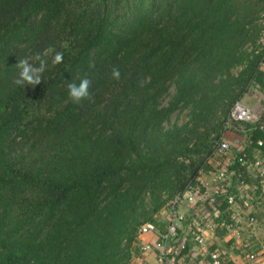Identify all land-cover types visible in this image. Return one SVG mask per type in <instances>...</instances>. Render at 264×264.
I'll use <instances>...</instances> for the list:
<instances>
[{"label":"trees","instance_id":"trees-1","mask_svg":"<svg viewBox=\"0 0 264 264\" xmlns=\"http://www.w3.org/2000/svg\"><path fill=\"white\" fill-rule=\"evenodd\" d=\"M263 11L264 0H0V264H130L139 228L224 157L234 103L252 86L264 106V48L245 49ZM37 54L42 82L15 85L18 60L38 66ZM85 74L91 99L73 103L67 83ZM183 111L189 121L166 129ZM239 124L247 147L228 169L241 186L237 159L264 160V116Z\"/></svg>","mask_w":264,"mask_h":264},{"label":"built area","instance_id":"built-area-1","mask_svg":"<svg viewBox=\"0 0 264 264\" xmlns=\"http://www.w3.org/2000/svg\"><path fill=\"white\" fill-rule=\"evenodd\" d=\"M262 68L264 69V62L262 64ZM257 121L258 117L254 114V112L242 102L237 101L230 110L226 126L239 123L254 124ZM258 144L261 145V142ZM230 152L232 151L229 142L221 140L217 148L216 155L225 156ZM235 160L236 158L232 155H227L225 161L221 163L215 162L213 164V171L207 174H201L200 177H198L197 181L199 184L196 187H188L180 197L173 199L164 212V216L166 218L165 230L158 231L157 227L153 223H145L139 228L137 235L138 241H140L141 237L148 234H156L162 241V244H157L155 246L161 252L158 263L156 264H165L164 256L172 253L169 243L177 235L180 225H184L186 222L187 225H189V234L191 235L193 242L198 247L203 249L200 254L206 259V264H222L220 260V253L217 250L204 249L205 239L202 225H208L209 227H216L219 225L216 222V218L222 215V213L217 212V203L224 202L229 211H233L232 209L236 206V196L231 193L230 176L232 173H230L228 169L235 163ZM237 160L240 166L246 167L247 172L249 169H253L255 171L256 178L261 183V191L264 193V160H250L246 154H243ZM242 175L243 173H240L238 176L242 178ZM240 183L243 185L242 181ZM239 198L242 200V206L245 209H248L250 207L249 201L244 199L242 196ZM203 203H207L211 208V211L206 210L207 214L204 218L201 217V219H199V215L196 214L194 217L195 219L189 220L183 212L184 206L190 207L193 205H199L198 207H200ZM231 213L230 221L227 222V220L224 219L221 225H223L227 231L234 232V216L233 212ZM248 222L255 225V219L252 216L248 217ZM151 248V245L146 244L143 245L142 249L147 251ZM185 248V242L179 243L178 247L173 251L174 255L179 256Z\"/></svg>","mask_w":264,"mask_h":264},{"label":"crops","instance_id":"crops-1","mask_svg":"<svg viewBox=\"0 0 264 264\" xmlns=\"http://www.w3.org/2000/svg\"><path fill=\"white\" fill-rule=\"evenodd\" d=\"M263 116L264 106L262 105L261 113L257 116L258 120ZM246 134L247 131H245L244 139L239 143L236 141L233 143V148L231 147V149H234V152L246 150ZM246 179L247 183L241 186L231 183L233 191L239 188L240 195L250 203V207L245 209L242 206L241 199L237 198L236 206L232 209L233 211L226 210L230 214L233 212L235 231H223L220 228L216 229V227L202 225L205 239L204 249L217 250L220 253V260L223 264H264V193H259L258 179L253 169L248 170ZM183 212L189 220L195 219L196 214L199 215V219L201 217L204 218L207 214L206 209L202 206L192 209L187 207L184 208ZM250 216L255 219V225L248 222V217ZM159 223V225H155L157 230H165V216ZM188 226L187 222L184 225H180L177 235L169 243L172 253L164 256L165 264H206V259L200 254L203 249L193 242ZM182 242L186 243L185 250L179 256L174 255L173 251ZM146 244L151 245L152 248L144 251L142 248ZM157 244H162V241L156 234H148L141 237L139 241L140 254L134 258L133 264L158 263L161 252L155 247Z\"/></svg>","mask_w":264,"mask_h":264},{"label":"rangeland","instance_id":"rangeland-1","mask_svg":"<svg viewBox=\"0 0 264 264\" xmlns=\"http://www.w3.org/2000/svg\"><path fill=\"white\" fill-rule=\"evenodd\" d=\"M253 25H254L253 27H255L259 31V33H257L259 39L255 42V44H251V43L246 44L245 49H247L248 52L253 49H255L256 51H262L264 48V11L260 14L259 19H257ZM237 71L238 70L236 69L234 70L233 73H236ZM173 93H174V87H171L168 92V95L163 100L164 105L170 101V99L173 96ZM260 93L261 92L256 87L251 86L250 90L243 96V98L240 101L243 104H245L247 107H249L256 116H258L262 110V104L260 103ZM188 121H189V116L187 111H183L180 113L178 112L171 117V119L167 124H165V128L166 129L171 128L173 125H182ZM245 131H247L245 124H230L228 126H225L221 140L229 142L231 147L233 148V143H235V141L239 143L241 140L244 139ZM231 151L232 152L226 154L224 157L219 158L216 156L217 158L215 162L220 163L225 161L227 155L234 153V149H231ZM215 162H212V164H214ZM163 213H164L163 211L157 213L155 219L157 221L163 219L164 217ZM134 247L140 249L139 243L136 242L134 244ZM133 260L134 259H131L130 264H133Z\"/></svg>","mask_w":264,"mask_h":264},{"label":"clouds","instance_id":"clouds-1","mask_svg":"<svg viewBox=\"0 0 264 264\" xmlns=\"http://www.w3.org/2000/svg\"><path fill=\"white\" fill-rule=\"evenodd\" d=\"M34 59L39 61V65L37 66L34 63L29 62V58H22L18 60L15 68L17 72L13 78V83L17 86H25V85H39L42 82L43 73L47 70L48 65L47 61L42 59L39 54H37ZM63 61V53H57L52 60V66L62 63ZM111 76L114 79H119L120 71L118 68H113L111 71ZM79 79V83L75 82L73 79L72 82L67 83L68 97L69 99L76 104H80L82 101L86 99H91V93L89 91L91 87L92 81L85 76L80 79L77 75L76 77Z\"/></svg>","mask_w":264,"mask_h":264}]
</instances>
